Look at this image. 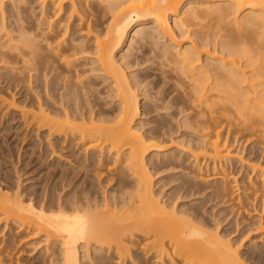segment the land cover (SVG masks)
<instances>
[{"label": "bare ground", "instance_id": "6f19581e", "mask_svg": "<svg viewBox=\"0 0 264 264\" xmlns=\"http://www.w3.org/2000/svg\"><path fill=\"white\" fill-rule=\"evenodd\" d=\"M0 120L57 155L0 176V264H264V0H0Z\"/></svg>", "mask_w": 264, "mask_h": 264}, {"label": "rangeland", "instance_id": "374dc122", "mask_svg": "<svg viewBox=\"0 0 264 264\" xmlns=\"http://www.w3.org/2000/svg\"><path fill=\"white\" fill-rule=\"evenodd\" d=\"M9 94H10V91H9ZM143 103V102H142ZM152 116V115H151ZM6 118H10V115L9 116H7ZM146 118H150V115L149 116H147ZM1 121L2 120H0V130L2 131L3 129H6L7 130V132H6V130L4 131H2V133L0 134V176H1V178H3V179H5L6 177H8L9 178V180L8 179H5V181H6V184H8V185H10V179L11 178H13V179H11V180H14V181H16V176H17V174H16V172H15V170L17 169V170H19V171H21L20 172V175H22L23 176V180H25L24 182H23V185H24V187H27V186H29V184H30V186H32V188H31V190L32 191H34V192H39V194L41 193V192H43V189H44V187L46 186L47 187V189L48 188H51L50 187V185L52 184V182H53V177L51 178V172L53 173V170L54 169H51V170H48L45 166H49L51 163H53L52 161H55V158H56V156L55 155H48L47 153L49 152V149L48 150H46V148H45V146H44V142H42V140H41V138L39 139V137H38V135H37V137L38 138H36V135H35V133L36 132H31V136H30V138L29 137H27V141L25 142L26 143V146H25V150L26 151H24V149L23 150H20V142H21V140H20V138L21 137H19V140H18V137H17V133L15 134V133H10V123L9 124H4V122H2L1 123ZM8 125H9V127H8ZM181 131V130H180ZM184 131H188L189 132V130H184ZM191 132V131H190ZM181 133H182V135L184 134L183 133V130L181 131V132H179L176 136H181ZM7 135V137H6V135ZM3 136V137H2ZM9 137V138H8ZM33 137V138H32ZM6 138V139H5ZM180 138V137H179ZM2 139V140H1ZM7 139H8V141H7ZM32 139V140H31ZM34 140V141H33ZM39 140V142L41 143H39V142H37ZM37 143H36V142ZM3 142V143H2ZM5 142V143H4ZM32 143H34V144H32ZM14 144V145H13ZM43 144V145H42ZM7 145V146H6ZM16 145V146H15ZM19 145V146H18ZM29 145H31V146H29ZM37 145V146H36ZM40 145H41V147H40ZM1 146H2V148H1ZM9 146V147H8ZM36 146V147H35ZM38 146H39V149H38ZM235 146H238V145H236L235 144ZM18 147V148H17ZM29 147V148H28ZM34 147V148H33ZM45 148V149H43V148ZM30 148H32V149H30ZM10 150H15V151H13V159L14 158H17L18 157V155L19 154H21L22 155V159L21 160H26L25 161V163H24V161H23V163H22V161L21 162H19L18 164L16 163L17 162V159H16V162H15V165L14 164H12L10 161L11 160H9L10 159ZM42 150V151H41ZM23 151V152H22ZM33 151V152H32ZM40 151V152H39ZM48 151V152H47ZM246 152H244V156L242 155V157H244L243 159L245 160V162H250L251 161V163H246L247 165L249 164V166L251 165V166H253L252 165V163L253 162H257V163H259V160H260V158H258L259 157V154L258 153H256V151H251V150H249V152H247L248 151V148L245 150ZM5 152V153H4ZM19 152H21V153H19ZM25 152V153H24ZM45 152H47V153H45ZM251 152V153H250ZM19 153V154H18ZM28 154V155H25V154ZM38 154V155H37ZM249 154V155H248ZM252 154V155H251ZM40 155V156H39ZM48 155V156H47ZM45 157V159H44V157ZM6 157V158H5ZM24 157V158H23ZM43 159H41V158ZM49 158V159H47V158ZM55 157V158H54ZM9 158V159H8ZM28 158V159H27ZM41 159V160H40ZM52 159V160H51ZM54 159V160H53ZM257 159V160H256ZM7 160V161H6ZM247 160V161H246ZM249 160V161H248ZM255 160V161H254ZM3 161V162H2ZM36 161V162H35ZM262 161V160H261ZM260 161V162H261ZM29 162V163H28ZM31 162V163H30ZM47 162V163H46ZM49 162V163H48ZM233 162V165L231 166V170L230 171H232V172H234V174H236L235 173V171H237L238 169L239 170H241L240 169V167L242 168V164L240 163V162H236V161H232ZM262 162H264V160L262 161ZM47 165H46V164ZM235 163V164H234ZM237 163H239V164H237ZM256 163V164H257ZM24 164V165H23ZM33 164V165H32ZM49 164V165H48ZM254 164V163H253ZM11 165V166H10ZM16 165H18V166H16ZM27 165V166H26ZM6 166V167H5ZM12 166H14V168L12 167ZM37 166V167H36ZM43 166V167H42ZM3 167V168H2ZM41 167V168H40ZM233 167H236V169L235 168H233ZM245 168H243V170H242V172L240 173L242 176L244 175L243 173H244V171L246 172L247 170H249L247 167L248 166H244ZM7 170H6V169ZM11 168V169H10ZM19 168V169H18ZM23 168V169H22ZM25 168V169H24ZM32 168V169H31ZM22 169V170H21ZM38 169V170H37ZM45 169H47V170H45ZM3 170V171H2ZM9 170H11V171H9ZM37 170V171H36ZM44 171H46V172H44ZM51 171V172H50ZM178 171V170H177ZM177 171H175V172H177ZM4 172V173H3ZM14 172V173H13ZM26 172V173H25ZM49 172H50V174H49ZM249 173H250V170L248 171ZM256 172V171H255ZM2 173V174H1ZM172 173H174L173 171H171V172H165V173H162V174H160V175H158V176H156V178H163V177H165V178H167V177H169V175L170 174H172ZM26 174V175H25ZM48 174H49V176H48ZM239 173L237 174V175H235V179L237 178V180H239V179H241L242 178V176L240 175ZM254 174H256V173H254ZM6 175V176H5ZM28 175H29V177H28ZM32 175V176H31ZM240 177H239V176ZM5 176V177H4ZM38 176V177H37ZM41 176V177H40ZM44 176V177H43ZM167 176V177H166ZM237 176V177H236ZM255 176V175H254ZM11 177V178H10ZM33 178V179H32ZM45 178V179H44ZM155 178V179H156ZM38 179V180H37ZM50 179V180H49ZM234 179V178H233ZM29 180V182H27ZM40 180V181H39ZM37 181V182H36ZM45 181V182H44ZM51 181V182H50ZM47 183V184H46ZM178 182L177 181H175V184H174V182H172L171 184H169L168 183V185L166 186V187H164V190H169V188H172L174 185H176ZM34 185V186H33ZM40 185V186H39ZM43 187H42V186ZM48 185V186H47ZM173 185V186H172ZM36 186V187H35ZM169 186V187H168ZM45 187V188H46ZM42 190H41V189ZM156 188H158V187H156ZM35 189V190H34ZM37 190V191H36ZM38 190H40V191H38ZM191 197V196H190ZM197 197V198H196ZM204 199L205 197H201L200 195H196V196H193V197H191V198H186L185 199V201L186 202H190V201H192V200H194L195 202H194V204H200L199 202H201V200L202 199ZM206 199V198H205ZM189 200V201H188ZM196 201H197V203H196ZM203 201V200H202ZM207 201V200H206ZM203 202L205 205H202V207L204 208V209H206L208 212H210L209 214H212V216H216V217H214V218H216L217 220H218V222H219V220H220V229L221 228H223L224 227V225H225V229L227 228V227H229L228 226V224H229V221H233L236 217L235 216H237V215H235L234 213H232V212H230L231 210L230 209H226V205L225 204H223V205H219V206H216L215 205V203L214 202H210V200L208 199V201L207 202ZM179 202H181V201H179ZM209 202H210V205H209ZM214 204V205H213ZM208 205V206H207ZM216 206V207H215ZM225 207V208H224ZM213 209V210H212ZM225 209V210H224ZM221 211V212H220ZM226 211V212H225ZM248 211V214L246 213V215H245V213L242 215V217H240V216H238L239 218H245L246 220H250L251 218H253V216L255 217L256 216V220L258 219V216L257 215H259V214H257V213H255V214H257V215H255L254 214V211L252 212V210H250V213H249V210H247ZM258 212V211H257ZM219 213V214H218ZM260 213V212H259ZM214 214V215H213ZM229 216H228V215ZM233 216H232V215ZM250 215V216H249ZM210 217H211V215H209ZM219 216V217H218ZM245 216V217H244ZM218 218H220V219H218ZM224 218V219H223ZM244 219V220H245ZM228 220V221H227ZM245 220V221H246ZM252 221H249L250 223L251 222H253V220L254 219H251ZM224 221V222H223ZM255 221V220H254ZM227 222V223H226ZM245 223H248V221L247 222H245ZM222 225V226H221ZM227 225V226H226ZM235 225V223L234 224H232V226H234ZM5 226V224L4 223H2V222H0V229L2 228V227H4ZM10 227V226H9ZM9 227H7V229L9 228ZM228 229V228H227ZM7 232V231H6ZM4 233V234H2L1 236H2V238H6L7 236H8V233ZM7 235V236H6ZM254 235V233H251L250 234V236H253ZM0 236V237H1ZM249 236V237H250ZM249 237L247 238L246 237V239H244V241H243V243H242V245H241V247H240V249H241V251H242V254H245L246 252V247L244 246V244L247 242V240H249ZM1 238V239H2ZM0 239V240H1ZM28 239V240H27ZM27 239H25L26 240V244H25V240H24V242H23V244L21 243V241H20V243L22 244V246H21V244H19V248H22L23 249V246H24V244L26 245V247L27 248H29V249H27L25 246H24V250H22V249H20L21 251H20V253L21 254H18V261L16 260V257H14V260L15 261H13L12 262V264H32L34 261H32V258L33 257H36L37 255H35V254H38V252L40 251V248L43 246V244L41 245V246H39V248L37 247V250H36V248H35V251L33 252L31 249H33L34 248V246L33 245H30V247L29 246H27L28 244L27 243H29L32 239H30V238H27ZM30 239V240H29ZM263 241V240H262ZM1 242V241H0ZM255 242H261L258 238H257V241L255 240ZM25 248H26V250H25ZM0 249H2V248H0ZM30 250V251H29ZM0 251H3V250H0ZM29 251V252H28ZM31 251H32V253H31ZM23 253V254H22ZM30 253V254H29ZM35 253V254H34ZM3 256H5L4 255V253H1ZM8 254V253H7ZM10 254V253H9ZM31 254H32V256H31ZM34 254V255H33ZM20 255V256H19ZM7 256V255H6ZM5 256V257H6ZM9 256L10 255H8L7 256V258H8V261H9ZM4 257V258H5ZM149 257V258H148ZM147 258H145V257H142L141 258V261H143L144 260V262H142L143 264H148L149 263V261H151V260H149V259H151V256H148ZM1 259H3V258H1ZM6 259V258H5ZM21 259V260H20ZM143 259V260H142ZM4 260V259H3ZM2 260V261H3ZM7 260V259H6ZM34 260V259H33ZM32 261V262H31ZM30 262V263H29ZM146 262V263H145ZM3 263H4V261H3ZM141 263V264H142ZM5 264H11L10 263V261L8 262V263H6L5 262ZM149 264H153V261H151Z\"/></svg>", "mask_w": 264, "mask_h": 264}]
</instances>
